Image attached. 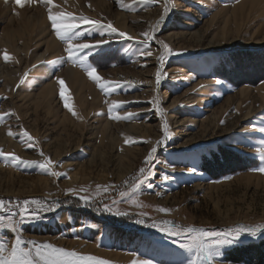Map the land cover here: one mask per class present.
<instances>
[{
  "label": "rangeland",
  "instance_id": "obj_1",
  "mask_svg": "<svg viewBox=\"0 0 264 264\" xmlns=\"http://www.w3.org/2000/svg\"><path fill=\"white\" fill-rule=\"evenodd\" d=\"M53 4V14L110 23L117 32L81 23L72 44L94 47L69 60L49 6L0 0V152L36 162L0 156V200L5 211L42 202L28 206L35 215L21 226L23 239L94 258L84 264H186L192 253L179 244L191 235L164 229L264 224V174L253 170L264 147V0ZM145 32L153 35L146 44ZM82 64L97 69L100 84ZM114 103L119 119L110 118ZM165 124L169 138L158 145ZM45 157L51 169L38 167ZM13 239L0 232L9 249ZM261 242L264 232L241 235L222 250L221 264H247L230 261L229 252Z\"/></svg>",
  "mask_w": 264,
  "mask_h": 264
},
{
  "label": "snow or ice",
  "instance_id": "obj_2",
  "mask_svg": "<svg viewBox=\"0 0 264 264\" xmlns=\"http://www.w3.org/2000/svg\"><path fill=\"white\" fill-rule=\"evenodd\" d=\"M34 0H14V3L19 7H24L26 4L33 3ZM36 2L45 4L48 7V19L51 22L52 29L54 30V34L56 37L62 41L67 43V48L65 51L68 54V59L72 60L74 56H78L80 52H83L84 49H91L94 47L93 45H89L87 43H78L75 46L72 44V40L78 39L82 32L78 31L81 28V23L90 24L93 27L100 28L101 30L107 28L110 29L112 33H116L117 29L114 28L110 23L107 25H102L99 21H91L88 18L80 16L74 17L70 13L66 14L60 12L58 14H53L52 7L53 0H36ZM145 3L149 2V0H144ZM168 9L165 8V13H167ZM163 17H161V20ZM159 23V22H158ZM103 34V33H102ZM118 35L125 39L131 40L133 39L131 36L126 35L123 32H119ZM144 36V41L142 43H147L153 38V35H150L148 32L142 34ZM104 41L103 43H106ZM165 48L167 46L165 45ZM143 54L151 55V51H144ZM3 59L8 61L10 57L5 53L3 55ZM161 63H163V59L161 58ZM81 67L85 68L88 76L97 81L100 84V77L96 75L97 69L95 67H90L86 65H81ZM161 74L158 71L156 75L157 84L160 83ZM61 97L64 99L65 107L71 112L72 108L69 105V102L66 98H64V90H63V82L61 81ZM219 83V81H218ZM119 105L114 103L110 106L109 113L110 118L119 119L120 117L111 116V111L114 108H118ZM159 112V108L157 109ZM73 115L75 113L73 112ZM132 114L128 113L130 117ZM3 117L0 116V120ZM164 139L158 142L159 144L164 143L169 138V133L167 130V125L164 126ZM9 136H12L13 133L11 131L8 132ZM24 136L27 137L29 141L32 140V137L28 135L27 132L23 133ZM157 148L153 147L149 152L148 156L145 159V164L150 165L151 161L154 159V154L156 153ZM257 152L261 154V163L258 167L254 168V171H258L264 174V147H259L256 149ZM0 156H5L6 159L10 156L9 163L13 165H31L36 162L21 160L19 157L14 154H4L0 152ZM41 169H51L53 167V162L45 157L44 162L38 165ZM140 173L143 175H147V171L145 168H141ZM53 176H59L60 173L52 171L50 173ZM162 179H167V177H162ZM143 181L137 180V186ZM136 190L133 187L132 192L134 193ZM71 191V190H70ZM107 191V189H105ZM127 195L126 193H121V196ZM86 204L88 200L85 197H81ZM115 203V202H114ZM41 205L42 202L39 200H25L23 201V207L18 206V211H14L12 209H7L5 211V202L0 200V213H4L0 215V232L5 230H10L14 234L13 242L11 243V247L9 249L6 240H0V264H84L85 261H93V257H80L77 256V253L74 251H66L62 248H56L49 244L38 245L34 241H25L21 234V226L35 214L29 211V205ZM105 211H111L109 208H105ZM160 212L167 213V209H159ZM115 215H127V213L116 211ZM142 222V221H138ZM155 226V225H153ZM167 235L172 237H180L183 235H191L190 243H180L179 247L187 252L192 253V255L187 259L186 264H221V258L223 255L224 249L235 245L240 239L241 235L247 233L250 237H256L259 232H264V224H257L254 227H247L244 225H239L232 229H226L223 231L217 230H205L202 228H186L179 229L177 227L176 230L168 227L164 229ZM27 245V246H25ZM103 264V262H100ZM140 264H149L148 261H141Z\"/></svg>",
  "mask_w": 264,
  "mask_h": 264
},
{
  "label": "trees",
  "instance_id": "obj_3",
  "mask_svg": "<svg viewBox=\"0 0 264 264\" xmlns=\"http://www.w3.org/2000/svg\"><path fill=\"white\" fill-rule=\"evenodd\" d=\"M227 259L237 263L264 264V243L261 242L258 246L248 248H235L229 252Z\"/></svg>",
  "mask_w": 264,
  "mask_h": 264
},
{
  "label": "bare ground",
  "instance_id": "obj_4",
  "mask_svg": "<svg viewBox=\"0 0 264 264\" xmlns=\"http://www.w3.org/2000/svg\"><path fill=\"white\" fill-rule=\"evenodd\" d=\"M246 119H249V117H247Z\"/></svg>",
  "mask_w": 264,
  "mask_h": 264
}]
</instances>
